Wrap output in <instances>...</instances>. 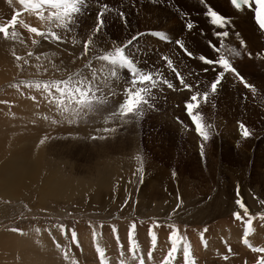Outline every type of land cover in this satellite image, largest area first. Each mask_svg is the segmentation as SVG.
Listing matches in <instances>:
<instances>
[{"label":"rangeland","instance_id":"rangeland-1","mask_svg":"<svg viewBox=\"0 0 264 264\" xmlns=\"http://www.w3.org/2000/svg\"><path fill=\"white\" fill-rule=\"evenodd\" d=\"M145 1L86 0V4L79 15L75 31L68 33L65 40L57 42L44 40L28 31L25 25L36 27L40 31H45L48 25L38 19L34 13L24 9L18 0H0L1 22L9 26L10 33L13 30L18 33L15 40L8 39L13 43L11 52L15 53V55L12 54V59L7 64V69L13 75L0 82V95L6 89H17L13 85L19 84L20 81L63 79L67 77L69 72L82 68L89 58L79 59L83 52V42L91 35L97 22V14L104 9L105 5L107 6V11H105L104 15L105 22L102 30L94 37L95 48L111 50L113 45H121L133 36H138V40L129 46L128 51L133 56L146 51L147 57L145 58L147 60L143 63L142 59L138 63L150 64L147 69H139L145 72L162 74L164 79L174 85V88L169 89L165 84H158V87L152 90L153 99L150 102L153 106L151 108L144 106V114L139 119L129 116L126 118L127 122L109 120L106 124L104 122L105 118L117 106L113 101H122L123 82L130 78V72L127 69L118 68V78H110L112 90L118 95L112 97L108 88H105L102 93L97 95L108 94L107 104L97 106L100 109L99 111H89L83 118L77 119L75 129L62 133V136L61 133L60 135H57V133L51 135L52 137L46 141L48 143L44 147V154H49L48 156L54 162L55 167H59V173L67 181L72 180L73 174L83 173V175H91L97 165L100 163L104 164L103 161H109L111 167L118 171L115 180L100 188L98 192L92 190L62 200L42 198L38 192L26 190L25 188L22 189L23 192L17 193L20 194L18 198L7 199L8 197L0 196V233L3 231L12 232V229H18L20 232L27 227H47L59 231L61 230L60 226L63 225V236H58L55 232V237L61 241L58 240L61 244L74 243L71 233L73 230L76 232L79 244L74 243L72 245L74 246L77 264H92L93 262V264H100L96 260V250L93 249V246H95L93 244V232L96 231L101 234L100 240L103 246L105 247L106 244L110 246L109 254L113 256V261L110 264H119L120 246H123L125 255H128V235H121L119 232H113L112 230L113 228L118 230L123 225L122 223L128 227L133 224H139L143 225L141 226L142 228H147L146 234L148 235L144 234L142 237L139 233H135L141 252L151 242L149 230L151 229L157 235L159 234L158 229L160 228V231L163 226L162 240H160L161 235H157V240L163 242L160 245L161 252L157 257L162 256V254L166 255V250L169 248L170 222H176L174 224L180 235H182L181 227L185 231H190L189 228H192V231H195L196 228L201 229L197 236V241L201 243L200 246L202 245L204 251L208 250L206 248L208 246L202 244L205 241V236L202 240L200 235L204 233V229L208 231L223 217V220L228 217L235 219L232 213L235 212L233 209L238 208V205L233 202V199H242L249 207L250 215L256 217L253 221V224H255L253 228H256L259 223H264V219H261V216H264V204L261 203V201H264V164L260 162V158H264V71L262 65L259 64L256 70L255 67L250 68L246 60H251V58L245 56L242 59L240 58L241 60H237L240 71L249 76L255 83V92L243 87L239 82L232 83L233 80L228 79L223 82L222 87H219L215 94L209 96L210 98L206 103L204 102L200 105L198 111L203 116V123L212 126L207 128L209 139L205 141L195 131V125L186 120L183 112L184 105L182 106V104L187 102L188 96L192 91L184 88L175 78V74L172 73L170 75L164 59L175 55L177 60V55L172 47L174 39L177 35L187 38L193 37L192 32L182 27L184 26V21L170 6H168L169 9L178 16L180 22L174 15L170 14V10L166 12L161 9L166 4L158 2L155 5L159 6L152 4L153 7L152 5H147ZM218 10L226 13L222 9L218 8ZM16 13H20V15L17 16V23L13 28L11 19ZM121 13L123 14L122 16ZM163 16L171 19L174 25L165 26L167 22L162 19ZM114 26L116 27L113 28ZM153 29L164 31L168 37L167 41L158 40L147 33ZM53 30L59 31L57 29ZM197 30H200V26ZM102 31H106L107 34ZM241 33L244 35V32L241 31ZM73 36L79 41L78 43L74 44L72 42ZM34 39L39 41V43L33 45L32 40ZM260 47V45L255 46V48ZM29 51L33 53L30 57L28 56ZM92 54L90 52L89 56ZM17 55L28 60V63L24 64L23 60H16L15 56ZM253 59L255 60V58ZM43 63L50 68L51 72L48 74H46L47 70L42 67ZM54 64L55 67L52 66ZM93 64L98 66L99 62L93 61ZM201 66L203 65H197V67ZM52 67L55 69H52ZM24 71L29 73L23 75L22 72L24 73ZM85 72H87L86 69ZM209 72H211V76L208 75ZM209 72L203 73L202 76L206 75L211 78L213 72ZM192 76L196 80L200 79V75L192 74L184 79L185 82L189 84L194 82ZM157 78L159 79L160 77L158 76ZM195 86L200 90L207 87L205 83ZM220 89L223 90L220 91ZM17 90H22L23 96L27 94L28 97H30L29 95L34 96L37 92L35 89L28 90L24 86ZM34 106L36 110L42 109V111L46 112L44 107ZM209 117L210 120L208 119ZM178 118H181L182 121H178ZM241 124L250 131L251 135L248 137L242 135ZM106 127L114 128L115 131H102ZM187 130L192 131L187 132ZM224 134L226 136L224 141L230 142L229 148L231 151L228 152V157L223 156L221 153V142L223 140L220 141L219 138ZM233 136H238L239 141L237 143L233 142ZM93 137L96 138L94 139ZM100 137L104 138L101 139ZM245 141H253L252 146L245 143ZM202 145L203 154L201 153ZM242 145H249L247 149L250 150L247 151ZM240 149H242L241 157L246 155V160L245 158L241 160V157L238 159ZM256 152L259 155L254 158ZM138 155L142 158L141 161L136 159ZM100 159L102 162H100ZM230 163L233 164L231 165L233 168H239L243 171V177H246L243 184L237 181L232 182L231 175L227 170V165ZM152 168L177 173L176 176L178 177L175 176L176 181L179 179L186 180V184L180 181L184 185L183 188H192V192H195V194L187 197L183 196L180 186L178 189L168 190L166 193L167 188H162L157 179L150 174ZM204 177H206L207 181L204 180ZM203 180L205 181L206 189H204V186L199 185V182L202 183ZM158 190L163 191V193L157 194ZM203 190L210 196H203ZM217 194L219 195L216 198L217 201L210 199V197ZM208 201L215 208L222 205L220 202H224V207L229 202L232 205V210L224 216H217L212 220L207 218L202 224H200L198 218L191 222V218L196 217L198 211L203 208V204ZM173 202L174 204L172 205ZM178 204L180 205L179 208H177ZM215 208L211 207L210 209L213 211ZM236 211L241 213V216L244 215L242 209ZM258 214L261 215L257 217ZM238 224L240 227L238 225V228L234 229L244 231L245 226H242L240 221ZM156 225H159V227H156ZM230 226L237 227L235 223L228 225V227ZM103 231H107L110 239H108L109 236L104 235ZM140 232L142 233V231ZM117 236L119 237V245L117 244ZM183 236H186L188 241L193 244L192 253L194 256L197 255L198 248L195 249L196 236L192 232H186ZM84 237L85 240L83 239ZM47 238L50 241L48 236ZM217 239H219L224 249L226 248L225 251L229 252L228 249L229 247L232 248V245L230 246L225 241V238L221 236H217ZM248 239L253 247H264V241L254 239L255 243L252 239ZM85 242L87 243L86 247H84ZM141 243H144V245ZM146 243L148 244L146 245ZM241 245L243 246V244ZM243 248L246 253H251V255H243L242 258L240 257L237 261L231 262V264H240V262L241 264H250L252 262L255 264V259L259 254L248 250L244 246ZM86 250H91L93 257H95L94 261L92 256L88 254L85 255L86 258L84 256L81 259L79 255ZM218 250L221 251L222 249L218 248ZM144 253L145 251L141 254L144 258H147ZM16 255L22 257L17 256L19 263L24 264L22 252L19 251ZM62 255H64L63 248ZM106 255L108 256L107 249ZM153 256L156 255L154 254ZM89 257L91 261L88 260ZM177 257L180 259V264H183L182 254H178ZM215 257L211 259L213 263L218 260ZM9 258H11L10 253L8 254ZM109 259L111 258L109 257ZM18 260L16 263H18ZM57 261H49L48 264H57ZM147 261L145 262L146 264H159L160 262L151 263L149 260ZM201 264H205V261H202Z\"/></svg>","mask_w":264,"mask_h":264},{"label":"bare ground","instance_id":"bare-ground-1","mask_svg":"<svg viewBox=\"0 0 264 264\" xmlns=\"http://www.w3.org/2000/svg\"><path fill=\"white\" fill-rule=\"evenodd\" d=\"M179 1H181L183 3L187 2L191 5H196L195 0H190L192 2H189L188 0H179ZM209 1L217 9L219 8V9L226 11L225 14L233 15L234 24L236 25V27L238 29H240L242 32H244V36L247 39V45L249 47H251L252 49H255L256 45H260V46L262 45L261 40H260L261 34L257 30L255 24L253 23V21L251 19V14L248 11H235L228 4L227 0H209ZM145 2L147 5H152V4L155 5L159 1L158 0L157 1L156 0H146ZM155 6H159V5H155ZM161 7H159V8H161ZM167 7H168V5L164 6V8H161V9H164L167 12L170 10L169 7L168 8ZM170 14L174 15L178 19V21L180 22V19L178 18V16L175 15V13L172 12L171 10H170ZM162 19L167 22L165 26H173L174 25V23H173V21H171V19H168L164 16L162 17ZM200 20H201L200 21L201 25H198V27L200 26V28L203 27L205 29H208V27H207L208 24L205 22V20L201 19V18H200ZM115 27L116 26H114L113 28H115ZM182 27H184V26H182ZM195 27L192 30L193 32L194 31L196 32L198 29L197 26H195ZM192 31L190 30L189 32H192ZM102 32L104 33L106 31H102ZM147 33H149L151 36H154L158 40L167 41V38H168L165 35L164 31H162V30H154L153 29ZM157 33L164 34L166 38H163V39L159 38V35H157ZM106 34H107V32H106ZM126 39H128V38H126ZM12 44L13 43L10 42L8 39H5L3 37V35H0V82L7 79V77H9L10 75L11 76L13 75L7 69V64L12 59V54H13V52H11V45ZM197 46L199 48L202 47L198 41H197ZM168 59L176 60V57L174 55V57H168ZM246 60L249 63L250 68L255 67V69L257 70L259 63L253 62L256 60H254V59H251V60L246 59ZM236 63L238 64L237 61H236ZM244 64H245V62H244ZM52 66L54 67L55 64ZM198 66H200V63H198ZM42 67L47 70L46 74L51 72L49 66L45 65L44 63L42 64ZM53 67H52V69H55ZM196 67H197V65H196ZM27 73H29V72L28 71L27 72L24 71V73L22 72L23 75L27 74ZM208 75L211 76V72H209ZM219 87H222V85L218 86V88ZM22 90L6 89L0 95V101H7V103H0V196L1 197H3V196L8 197L7 199L18 198V197H20L19 196L20 194H17V193L23 192L22 189L25 188L26 190L29 189V190H34L35 192H38V194L42 198L47 197V198H50L53 200H62V199H68L73 195H81L85 192L92 191V190H94L95 192H98V191H100V188H102L103 186H106L110 181L115 180V178L118 175V171L114 170V167H111V163H109V161H103L104 164L100 163L99 165H97L94 168V170L91 172V175H89V176H87L86 174L83 175V173L78 174V175L73 174L74 177L72 178V180H70V181L65 180L63 175H61L59 173V171H60L59 167L58 166L55 167L54 162L48 156L49 154L48 153L44 154V147H45V144L48 143V142L46 143V141H48L49 138L52 137L51 135H54V133H57V135H60V133H61V136H62L65 132L71 131L70 129H75L77 124H76V122L75 123H69L68 120L65 118L68 114L65 113L64 115H61V113L56 109L55 105L49 103V101L47 99H45L44 94L39 93V91H37L36 94L34 95L36 97V99L33 100L32 99L33 96H31V95H29L30 97H28L27 94H26V96H23ZM222 90L223 89H220V91H222ZM255 90H256V85H255ZM32 93L34 94L33 91H32ZM212 95L213 94H211V96ZM189 98H190V95L188 96L187 101H189ZM202 103H204V102H201V104ZM34 105H37L39 107H44L46 112L42 111V109L36 110ZM183 105H184L183 112H185V103H183L182 106ZM185 118L189 123H191L193 125V122H192V120L188 114L186 115ZM77 119H79V118H77ZM77 119H76V121H77ZM53 121H58V122L53 123ZM178 121H182V119L178 118ZM191 131L192 130H187V132H191ZM226 134H227V132H226ZM222 136H220V138H219L220 141L223 140L221 142V153L223 156L228 157L227 156L229 154L228 152L231 151V149L229 148L230 142L227 143L228 141H224V139H225L224 137H226L225 134ZM232 139H233L234 143H237L239 141L238 136H236V137L233 136ZM42 140L44 141V143H41ZM252 142L253 141H251V142L245 141V143H247L251 146H252ZM249 145H246V146L242 145V147L246 148V150L249 151L250 149H247L249 147ZM241 153H242V149H240V151L238 153V159H239V157H241ZM258 155L259 154L256 152L254 154V158L257 157ZM219 156H221V155H219ZM244 158L246 160V155H245V157H241V160H243ZM261 158H260V162L262 164H264V158H262V159ZM100 162H102L101 159H100ZM219 162H220V160H219ZM109 164H110V166H109ZM231 165H233V164L230 163L229 165H227V170L229 171V174L231 175L232 182L237 181V182H241V184H243V182L246 180V177L245 178L243 177V171L239 168H233ZM165 167H166V165H165ZM173 173L174 172H170L169 170L168 171L167 170H159L156 168H152V170L150 172L152 177H155L157 179L160 186L162 185V188L163 187H164V189L167 188L166 193L168 192V190L172 191L174 189H178L180 186L181 191L183 193V196L185 195V197H187V196L194 195L195 192L194 193L192 192V188H187V187L183 188L184 185L180 183V181L184 182V183L187 181L183 180V179H181V180L179 179L178 180L179 183H178V181H176L177 179L175 178L177 173H175V175H173ZM82 176H86V177H82ZM152 177H151V179H152ZM176 177H178V176H176ZM204 180L207 181L206 177H204ZM204 180L202 181V183H204V184L199 182V185L204 186V189H206V185H205ZM158 183H157V185H159ZM148 186H149V184H148ZM189 186H190V184H189ZM142 191H143V189H142ZM162 193H163V191H159V190L157 191V194H162ZM208 195L210 196V194H207L206 191L203 190V196H208ZM218 196L219 195L217 194L216 196L210 197V199L216 200V198H218ZM233 202L236 203V200L233 199ZM220 203L223 206L219 205V207H217V208H215V206H212V204L209 203V201L206 204H203V208L200 209V211H198V214L196 217L191 218V222L195 221V219L198 218L200 221V224H202L203 222H205V220L207 218H209V220H212L217 216H224L226 213H229L232 210V205L229 204V202H227L225 204L226 207H224V202H220ZM173 204H174V202L172 203V205ZM211 207H214L215 209L213 211H211V209H210ZM236 210H239V207L233 209V211L237 212ZM232 215H233V213H232ZM240 215H241V213H240ZM260 215L261 214H258L257 217H259ZM233 217H234V215H233ZM223 218L221 220L219 219V221L215 225H213L212 228H210L207 232L204 231L203 234L205 236V240L210 239V241H207V243H206V246H208V247H206V248H208V250H206V251H204V248L202 247V245L200 246L201 243L199 241H197V236L199 235V232L201 231V229L196 228V230H195L196 232H195V231H192L193 230L192 228H189L190 231H185L183 229V227L180 226L182 228V230H181L182 235L186 234V232L187 233L192 232L196 236L195 249L198 248V252H197V255H195V256L193 255V256H194V259L197 261V264H201L202 261H205V264H217V263L218 264H231V262L237 261V259H239L240 257L242 258L243 255H249V256L251 255V253H246L244 251L245 249L243 248V246H244L248 250L252 251L250 247L244 245V243H243V239H244V233L243 232L244 231H242V230L238 231L239 229H234V228H238L239 221L236 219H232L230 217H228V218L226 217L227 219H224V220H223ZM174 223H176V222H170V225H173ZM211 223H213V222H211ZM233 223H235L237 225V227H234V226L228 227V225H232ZM122 224L123 225L118 230H115V231L119 232V234H121V235H124V234L128 235L131 227L126 226L124 223H122ZM253 225L255 226V224H253ZM141 226H143V225H139V224L136 225L135 233H139L143 237L144 234L147 233V228L144 229ZM242 226H245V225H242ZM239 227H240V225H239ZM231 228H233V229H231ZM159 229H158L159 234H157V235L160 236L161 233L163 234V232H164V227L162 226V229L160 231H159ZM253 229H254V232L252 234H250L248 237L250 239H252L253 241H254V239H260V240L264 241V223L263 224H260V223L257 224L256 228H253ZM140 231H142V233ZM216 231H218V232L216 233ZM103 233H104V235L109 236L107 231H105V232L103 231ZM109 233H110V231H109ZM220 233H223V234H220ZM146 235H148V234H146ZM47 236L49 237V235L46 231L44 234V227H41V228L27 227L24 230H21L20 232L17 231L14 233H13V231L12 232H10V231L1 232L0 233V264H20L18 257H17L20 255H16V253L17 252L19 253V251L22 252V254H23V263L24 264H48L49 261L52 262L53 260H55V261L58 260L57 264H69V263H67L61 259L59 251H58L59 249H57L54 245H52V243L49 241ZM217 236H219V237L221 236V237L225 238V241L227 243H229L230 246L232 245V248H231L232 251L231 252L225 251L226 248L224 249V247L220 244V241H219V239H217ZM162 237L163 236L161 235L160 240H162ZM200 237H201V235H200ZM83 239L85 240V237ZM108 239H110V236ZM86 242L84 243V247L87 246ZM123 242H125V241H123ZM146 242H148V241H146ZM148 243H146V245ZM162 243L163 242H160L159 240H157V247H156L155 251L153 252V255L155 254L156 256H153L152 260L149 262H151V263L152 262H159V261H161V258H163L165 256L164 254H162V256L157 257V255H159V253L161 252L160 245ZM189 243L191 244V249H193V244L190 241H189ZM93 244H94V242H93ZM141 244L144 245V243H141ZM241 244H243V246ZM250 244L252 245L251 242H250ZM257 244H259V243H257ZM105 247L107 249L108 256L111 258V259H109L110 263H111L113 261V256H111L109 254V247L110 246L106 244ZM169 248H170V244H169ZM218 248H221L222 250L220 251V250H218ZM93 249L95 250V246H93ZM150 249H151V242H150V244L145 246V249H144L145 253L144 254L147 255V252ZM168 249L166 251H168ZM144 251L142 250L141 253H143ZM9 253L11 254V258H9L10 260L8 259ZM111 253H112V250H111ZM87 254L92 256V259L94 261L95 257H93L91 250H86L84 253H81L79 256L81 257V259H83L84 256ZM258 254L259 255L255 259L256 261L254 260L255 264H257V261L260 258H262L264 255V253H258ZM215 256L217 257V259L219 261L217 260L216 263H213V261H211V259H213ZM224 256H228V259L225 260ZM47 258L49 260H45ZM85 258H86V256H85ZM17 260H18V263H16ZM88 260L91 261V258L89 257ZM96 260H97V262H99L97 253H96ZM147 260H148V258H145V262H148ZM82 261H84V260H82ZM175 263L180 264V259L178 257H177V261ZM240 264H241V262H240Z\"/></svg>","mask_w":264,"mask_h":264},{"label":"snow or ice","instance_id":"snow-or-ice-1","mask_svg":"<svg viewBox=\"0 0 264 264\" xmlns=\"http://www.w3.org/2000/svg\"><path fill=\"white\" fill-rule=\"evenodd\" d=\"M230 2L238 11L243 10L244 6L252 9L255 13V19L259 27L264 30V0H230ZM19 3L23 5L24 9L34 13L38 19L48 25L45 31H40L36 27L25 25L29 32L34 33L36 36L41 37L44 40L61 42L66 39L68 33L75 31L79 15L82 12L83 6L86 4V0H19ZM105 11H107L106 5L104 6V9L97 14V22L91 35H89L83 42V52L79 59H83L84 57L89 58L87 62L83 64L82 68L69 72L67 77L63 79L20 81L19 84L13 85V87L19 89L21 86H24L28 89H35L41 92L45 95V99H47L49 103L55 105L61 115H64L65 113L68 114L65 118L69 123H75L77 118H83V116L89 111H99L100 109L97 106L108 103V94L97 95L98 93H102L105 88H108L112 97L118 95L112 90L110 78H118L119 73L117 69L125 68L130 72L131 76L123 82V99L122 101H113L117 106L110 112V115L105 118L104 122L106 124L109 120L127 122L126 118L129 116H134L137 119L142 117L145 110L144 106H147L148 108L153 106L150 102L153 99L152 90L157 88L158 84H165L169 89L174 88V85L167 79H164L162 74L144 72L136 66L132 54L128 49L134 41L138 40V36H133L126 43L121 45H113L111 50L95 48L94 37L104 26ZM18 15H20V13H16L11 19V26L13 28L17 23ZM122 15L123 14L121 13V16ZM207 15L210 17L211 23L218 28L222 29L227 24L231 23L230 20L218 14L212 8H208ZM187 27L191 29L192 24L188 23ZM0 34H3L5 39L12 40H15L18 36V33L15 30L10 33L9 26L7 25H0ZM157 35L163 37L162 33H157ZM217 35L220 37H227L229 32L222 31L218 32ZM72 42L75 44L79 41L73 36ZM38 43L39 41L35 39L32 40L33 45ZM240 43L243 45L244 41L241 40ZM177 44L180 48L185 50L187 55H192V53L185 48L183 43L177 41ZM212 47L216 52L220 53V48H217L215 45H212ZM228 51L234 56H240V52L234 48L228 49ZM90 52L93 53L91 56H89ZM13 55H15V53H13ZM32 55L33 53L29 51L28 56L30 57ZM15 58L18 61L23 60L24 64L28 63V60L21 56L17 55ZM37 59H39V57H37ZM164 59L166 60L168 67L172 68L180 84L191 91L193 86L185 82L181 74L175 69V67H173L172 60L167 57ZM199 59L207 65H217L222 69V71L218 72L215 80L210 83V91L205 90L202 94L199 91L195 92L185 104L187 114L195 125V131L207 141L209 139L207 128L212 126L203 123V116L198 111L201 99L206 103L209 96L217 92L218 85L227 73L235 75L246 88H250L253 92H255V88L244 80V77L240 75L226 55L221 53L218 58L213 59L200 56ZM93 61L99 62L98 66H94ZM85 69L87 72H85ZM205 70L207 71V69ZM158 76L160 77L159 79L157 78ZM32 99L35 100L36 97L33 96ZM0 103H7V101H0ZM57 122L58 121H53V123ZM240 128L244 137L251 135L250 131L243 124L240 125ZM102 131L113 132L115 129L106 127L102 129ZM93 138L95 139L96 137ZM100 138L102 139L104 137ZM41 143H44V141L42 140ZM201 153L203 154V145L201 146ZM136 159L138 161L142 160L139 155ZM173 175H175V173H173ZM261 203L264 204V201H261ZM236 204L244 213L243 216H241L238 211L233 213L235 219L242 221L245 225L243 239L244 245L250 247L253 252L264 253V247H253L247 238L254 232L253 221L256 217L250 215L249 209L242 199H237ZM179 207L180 205L178 204L177 208ZM245 217L247 219H245ZM261 219H264V216H261ZM60 227L63 231V225ZM156 227H159V225H156ZM169 227L171 229L168 238L170 248L159 264H175L178 254H182L183 264H196L188 238L180 235L179 230L174 224L169 225ZM135 228V224L131 225L128 234L127 256L123 251V246H120L119 264H133V262H135V264H145V258L141 254L140 245L135 238ZM12 231H18V229H12ZM204 231L206 232L207 229H204ZM113 232H115V228H113ZM149 235L151 237V249L147 252V258L151 261L153 258V252L157 247V235L151 230H149ZM71 238L74 243L77 245L79 244L77 234L74 230L71 233ZM116 239L117 244L119 245V237L117 236ZM201 239L203 240V233H201ZM93 242L100 264H110L109 257L106 255V248L100 240V233L96 231L93 232ZM204 243L206 246L207 242L204 241ZM57 246L59 247V245ZM228 251L231 252V248H229ZM64 259L68 260L70 264H77L76 259L71 257L70 250L64 252ZM224 259L227 260L228 256H224ZM257 264H264V257L260 258L257 261Z\"/></svg>","mask_w":264,"mask_h":264},{"label":"built area","instance_id":"built-area-1","mask_svg":"<svg viewBox=\"0 0 264 264\" xmlns=\"http://www.w3.org/2000/svg\"><path fill=\"white\" fill-rule=\"evenodd\" d=\"M186 42H187L188 48L190 49L194 48V38L193 37L186 38ZM172 47H173L174 53L177 55V60H173L175 69L179 73L184 75V79L187 76L189 75L191 76L192 74H194L191 68L192 61L188 59L175 44ZM168 72L170 73V75H172L171 71H168ZM192 78L194 79L193 80L194 82H191V84H194L196 81H198L195 79V77L192 76ZM199 80L201 83H205L206 78L204 76H201Z\"/></svg>","mask_w":264,"mask_h":264}]
</instances>
